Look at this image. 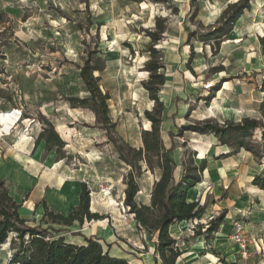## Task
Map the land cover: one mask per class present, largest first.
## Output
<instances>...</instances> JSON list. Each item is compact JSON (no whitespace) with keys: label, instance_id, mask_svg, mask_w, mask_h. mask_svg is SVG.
<instances>
[{"label":"rangeland","instance_id":"rangeland-1","mask_svg":"<svg viewBox=\"0 0 264 264\" xmlns=\"http://www.w3.org/2000/svg\"><path fill=\"white\" fill-rule=\"evenodd\" d=\"M234 1L0 0V154L13 144L15 136L36 141L52 124L64 141L58 154L64 158L61 174L86 183L90 209L101 216L92 223L112 227L128 239L139 230L144 234L124 205L133 168L122 158L121 148L127 154L129 146L144 147L142 133L151 127L145 110L157 107L144 85L150 78L145 65L152 57L151 47L163 65L159 72L165 83L158 96L170 133L163 132L168 127L162 125L161 136L167 147L173 144V159L181 153L183 159L195 154L194 160H198L199 147L210 152L215 141L212 134L186 130L190 124L208 118L220 123L244 117L264 119L260 109L264 99V0L251 1V8L220 45L197 36L216 24ZM159 28L163 32L153 41L150 31ZM86 59L104 67L94 75H100V89L110 97L113 125L108 130L93 109L80 102L91 96L80 69ZM14 108L22 111L16 125L17 112L9 111ZM255 137H261V129L255 131ZM151 160V169L141 161V173L134 170L139 203L149 201L162 175L156 156ZM200 187V199L205 203L212 190ZM28 209L22 202L20 214L28 225L65 231L48 228L50 239L63 233L68 237L81 234L76 228L48 222V218H35ZM236 220L256 228L263 223L252 220L248 212ZM16 236L10 231L0 243V264H20L13 262L20 245ZM24 239L29 242V235ZM253 255L255 264H264V250H255L249 258Z\"/></svg>","mask_w":264,"mask_h":264},{"label":"trees","instance_id":"trees-1","mask_svg":"<svg viewBox=\"0 0 264 264\" xmlns=\"http://www.w3.org/2000/svg\"><path fill=\"white\" fill-rule=\"evenodd\" d=\"M252 0H237L228 4L216 24L212 25L206 32L197 35L202 41H215L220 45L221 41L234 29L236 22L243 16L245 10L251 8ZM162 28L157 31H150L153 41L159 39ZM152 57L146 62L145 67L150 73L148 81L144 82L145 87L157 107L154 110H145L146 117L151 121V127L142 133L143 148L136 149L129 146L127 154L121 148L122 158L132 166L127 179L125 189L124 205L133 214L135 223L140 229L146 230L152 237H156L155 242L157 252L163 259L164 264H175L177 258L182 254L176 246L177 240L170 234V226L176 222H184L201 218L205 212V206L200 200L188 201L190 189L202 180V173L206 168V158L200 164L194 160L195 154L183 160L184 173L179 180L175 179V169L177 164L170 155L173 145L170 148L165 146L161 136V126L163 119V103L160 101L158 92L165 83V77L159 69L163 66L157 59V50L151 47ZM81 75L85 80L90 97L83 98V106L93 109L98 115L99 122L109 129L113 125L109 115L108 92L103 93L100 89V75L95 76L94 71H102L103 66L91 65L86 59L85 64L80 68ZM262 88L264 91V70L262 71ZM0 89V98H1ZM260 109L264 115V99ZM50 124V123H49ZM202 134H214L221 145H228L233 153L245 149L254 154L257 159L264 158V119L257 117H244L240 121L227 119L220 123L208 118L190 124L185 128ZM261 129V137H255V131ZM49 133V134H48ZM46 141L47 149L56 148L58 154L64 144L59 134L55 131L52 124L45 128L38 136L36 145L42 140ZM151 156H156L157 165L162 170V176L154 184L151 192L150 204L139 203L136 196L140 190L139 183L134 174V170L141 173V161H146L149 168H152ZM253 183L264 189V176L256 175ZM90 190L86 183L82 184L80 193V204L70 213L68 217L61 213L50 211L45 203V214L42 221L54 222L64 225H72L75 220L84 224L85 220L99 219L101 216L92 212L90 209ZM22 203H17L15 198L10 195L6 181L0 178V243L6 241L8 233L15 231L16 238L19 240V250L13 258V262L20 264H130L125 258L113 257L104 250L103 245L91 237H86V243L82 245L67 242L64 236L48 238V228L54 232H61L63 229L55 227L43 228L41 225H28V219L20 214ZM225 213L213 217L205 227V231L211 236L219 229L224 220ZM50 220V221H49ZM199 230V229H198ZM29 235V242L24 237ZM14 239L12 243H14ZM225 264L229 263L222 259Z\"/></svg>","mask_w":264,"mask_h":264},{"label":"crops","instance_id":"crops-1","mask_svg":"<svg viewBox=\"0 0 264 264\" xmlns=\"http://www.w3.org/2000/svg\"><path fill=\"white\" fill-rule=\"evenodd\" d=\"M169 128L161 131L167 132ZM210 136L215 140L209 148L211 154L207 153L205 148L199 147V150L204 149L207 162L202 180L198 184L202 183L201 187H211L212 193L207 194L203 203L200 199V189L193 197L191 189L188 201L200 200L205 206L203 216L176 222L170 226V234L177 240L176 246L182 252L175 264H225L222 259L229 263L255 264V255L247 260L240 257L239 245L230 240L229 234L235 220L248 212L252 220L263 222L258 228L253 224H246L245 229L251 238V254L256 250V243L264 242V189L253 183L256 175L264 176V159H257L252 152L245 149L231 154L230 146L221 145L214 134ZM11 143L13 144L6 145L4 153L0 154V178L8 184L10 194L20 203L26 202L30 208L28 211L35 213V218L44 216L45 203L50 211L68 217L80 204L83 182L67 177L65 173L61 174L64 158L58 155L56 149H47L45 140L36 145L35 140L26 142L15 136ZM180 154L174 159L177 164L174 172L176 180L184 173V159ZM198 158L195 162L200 164L204 158L200 157V153ZM150 202L151 196L147 203H143ZM33 207L35 211L32 210ZM208 212H215V215ZM222 212L225 213L224 220L219 229L209 236L202 225H207L213 217ZM204 219H208L207 223ZM92 221L95 219L85 220L84 224L79 220H75L72 225L61 224L67 228H76L81 233L74 237H68L66 233L61 236H64L67 242L78 245L85 244L86 237H91L98 240L111 256L125 258L130 264H164L156 249L157 238L152 237L146 230L144 234L139 230L132 234L133 239H128L125 235L116 233L112 227H99ZM133 224L137 227L135 220ZM139 244L145 247H139Z\"/></svg>","mask_w":264,"mask_h":264},{"label":"built area","instance_id":"built-area-1","mask_svg":"<svg viewBox=\"0 0 264 264\" xmlns=\"http://www.w3.org/2000/svg\"><path fill=\"white\" fill-rule=\"evenodd\" d=\"M210 86L211 85H209L208 87ZM13 110L17 111L19 114V117L17 119V122H18V120L22 116V111L20 110V108H14ZM132 216L133 214H131V217ZM245 227H246V224H243L240 220H235L233 224V229L231 230L229 234L230 240L236 242L239 245V254L243 260L249 259L251 255V249L249 246L251 238L248 235ZM255 247H256L257 253H261V251L264 250V242H261L259 244L256 243Z\"/></svg>","mask_w":264,"mask_h":264},{"label":"bare ground","instance_id":"bare-ground-1","mask_svg":"<svg viewBox=\"0 0 264 264\" xmlns=\"http://www.w3.org/2000/svg\"><path fill=\"white\" fill-rule=\"evenodd\" d=\"M215 105H217V104H215ZM9 111H12V112H17V111H15V110H9ZM18 117H19V114H18V112H17V117H16V121H15V125H16V122H17V119H18ZM169 126V123H168V121H165L164 122V124H163V128L164 129H166L167 127ZM200 157L201 158H205L206 157V155H205V151H204V149L203 148H200ZM202 184V183H201ZM201 184H198V185H196L195 187H192L190 190H191V197H193V196H195L196 195V193L198 192V190H199V187L201 186Z\"/></svg>","mask_w":264,"mask_h":264}]
</instances>
